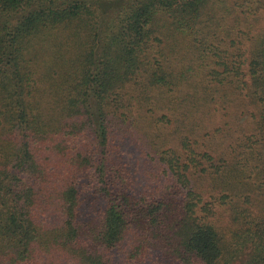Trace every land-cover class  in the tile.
Masks as SVG:
<instances>
[{
	"label": "trees",
	"instance_id": "16d2710c",
	"mask_svg": "<svg viewBox=\"0 0 264 264\" xmlns=\"http://www.w3.org/2000/svg\"><path fill=\"white\" fill-rule=\"evenodd\" d=\"M217 98L248 131L220 147ZM242 143L231 237L264 248V0H0V264H264L207 201Z\"/></svg>",
	"mask_w": 264,
	"mask_h": 264
},
{
	"label": "rangeland",
	"instance_id": "374dc122",
	"mask_svg": "<svg viewBox=\"0 0 264 264\" xmlns=\"http://www.w3.org/2000/svg\"><path fill=\"white\" fill-rule=\"evenodd\" d=\"M62 41L63 43L59 46L61 49L69 47V45L73 44L65 39ZM51 49L55 50L54 48ZM179 94L180 93H177V96H179ZM178 100L179 98L175 95L172 104L174 108H177L179 104ZM213 106H217L221 109V111L216 113L218 117L215 119V123L210 124L207 119L205 120L204 126H208L207 128H210V134L216 137L214 144L216 142V144L220 147L221 145L224 146L225 144H230L235 139H243L245 137L244 134L248 132L245 125L246 115H237L232 112V105L225 103L224 100H219V98H217V101L214 102ZM180 109L181 107L178 109L179 111H177L179 115L188 114L187 111ZM195 112L197 111L195 110ZM203 113L204 112H201L200 114L202 115ZM171 114H175V112H172ZM206 114H208V111H206ZM197 116L201 117L198 113ZM208 116L209 115H207V117ZM172 117L173 116H171V118ZM201 123L203 124V121ZM203 133L206 134L207 131L204 130ZM240 147L241 153L237 155V161H239L238 165L229 167L230 169L226 168V171L221 173L222 175L228 173V178L225 182L219 181L216 188L212 189L210 193L212 195H209L210 197L207 198V201H211L212 206L218 211L217 217L221 220L222 224L226 226V230H230V233H227V238L231 242L234 241L233 248L241 250V257L238 255V259H236L239 261L244 258L248 259L256 257L258 259V257H264V248H255L256 246L254 244L252 245L250 242H246L240 237H231L233 234L232 228L230 227L233 222L232 208L234 207L235 202L244 201L247 195H250L252 198L259 197L257 187L263 178L260 176L259 167H257V165L261 163L258 162L259 150L257 145L254 144L252 148H248L245 147L244 143H242L240 144ZM137 148L141 149L140 147ZM137 148L131 146L127 148V152L129 154L128 160L132 166L137 169H141L146 162ZM215 163L220 164V161L217 159ZM223 195L228 196L225 201L221 200V196ZM236 264H240V262H237Z\"/></svg>",
	"mask_w": 264,
	"mask_h": 264
}]
</instances>
